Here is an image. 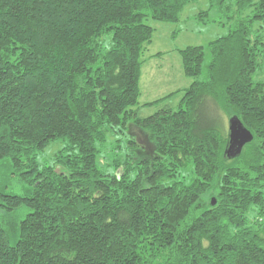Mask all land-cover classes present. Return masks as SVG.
<instances>
[{"label":"trees","instance_id":"1","mask_svg":"<svg viewBox=\"0 0 264 264\" xmlns=\"http://www.w3.org/2000/svg\"><path fill=\"white\" fill-rule=\"evenodd\" d=\"M195 1L0 0V160L30 185L2 196L28 211L14 243L0 214V264H264V0H208L200 17L238 20L209 43L206 72L204 46L181 49L190 85L140 103L145 21L179 23ZM234 116L254 139L228 159Z\"/></svg>","mask_w":264,"mask_h":264},{"label":"rangeland","instance_id":"2","mask_svg":"<svg viewBox=\"0 0 264 264\" xmlns=\"http://www.w3.org/2000/svg\"><path fill=\"white\" fill-rule=\"evenodd\" d=\"M208 9V0H197L185 6L179 23H163L152 18H148L145 21L146 24L156 29L145 55L146 61L149 60L148 56L160 50L168 52V54H166L165 58L158 59V62L152 60L145 62V65L142 66L140 78L141 104L158 100L175 92L178 88H183L186 80L191 82V78L184 73L181 49L188 46H204L207 50L203 67L204 72H206L211 60L208 52L209 43L227 35L236 26L238 20L237 16L233 14L234 12L224 14L215 10H212L209 16L200 17V13ZM260 58L261 60L264 59L263 56ZM255 79L256 81L264 80V69L258 73ZM181 97L182 94H177L167 102L172 108L177 109ZM157 110L158 108L155 106H143L140 108L139 114L142 117H147L154 114ZM117 129L114 135L109 138V142L115 139L124 148L126 141L133 136L129 131L130 129L124 132L120 128ZM133 130L134 133L139 132L138 129ZM138 137L141 138L142 143H147L145 135L139 133ZM62 146V141L57 140L42 150L37 157L39 167L43 168L52 164L55 155L61 150ZM109 146L111 148V145ZM123 153L124 150H122ZM115 154V151L108 149L106 160L111 161ZM107 170H110V167ZM193 177L194 173L189 168L182 170L177 179L190 183ZM29 190L30 185L24 182L21 176L14 173L10 161L8 159L0 160V214L3 226L10 234L12 243L17 239L20 222L26 216L28 210L24 206L17 211L7 210L2 206L5 203L2 196H23L29 193Z\"/></svg>","mask_w":264,"mask_h":264},{"label":"water","instance_id":"3","mask_svg":"<svg viewBox=\"0 0 264 264\" xmlns=\"http://www.w3.org/2000/svg\"><path fill=\"white\" fill-rule=\"evenodd\" d=\"M254 136L252 132L247 129L242 121L234 116L228 120V144L225 150V156L228 159L237 158L241 155L244 147L252 142ZM215 199L213 205H215Z\"/></svg>","mask_w":264,"mask_h":264},{"label":"crops","instance_id":"4","mask_svg":"<svg viewBox=\"0 0 264 264\" xmlns=\"http://www.w3.org/2000/svg\"><path fill=\"white\" fill-rule=\"evenodd\" d=\"M157 53H163V54H161L160 56L152 57L153 55H156ZM166 54H168V52H165V51H162V50H160V51H158V52H155V53H152V54L150 55L148 61L155 60L156 62H158V59L165 58V57L167 56ZM151 57H152V58H151ZM148 61H146V62H148ZM144 65H145V63H144ZM190 83H191V82H188V81L186 80L185 86H184L183 88H178L176 91L188 87V86L190 85ZM141 94H142V93H141ZM147 103H149V102H147ZM144 104H146V103H144Z\"/></svg>","mask_w":264,"mask_h":264}]
</instances>
